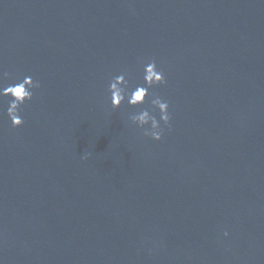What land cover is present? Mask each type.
Wrapping results in <instances>:
<instances>
[{
	"label": "water",
	"instance_id": "95a60500",
	"mask_svg": "<svg viewBox=\"0 0 264 264\" xmlns=\"http://www.w3.org/2000/svg\"><path fill=\"white\" fill-rule=\"evenodd\" d=\"M169 102L158 141L109 79ZM0 264H264V0H0ZM227 232V236L224 233Z\"/></svg>",
	"mask_w": 264,
	"mask_h": 264
},
{
	"label": "clouds",
	"instance_id": "9594fccd",
	"mask_svg": "<svg viewBox=\"0 0 264 264\" xmlns=\"http://www.w3.org/2000/svg\"><path fill=\"white\" fill-rule=\"evenodd\" d=\"M126 73L120 72L112 76L107 85L108 99L112 109H117L122 103L136 107H141L138 111L131 113L128 117L130 122L142 130L144 136L152 140L162 138L165 127L169 126L171 114L169 112V102L159 95L150 92V89L166 83L162 70L157 67L155 60L141 62V79L143 84L130 86ZM39 87V82L34 81L31 76L25 75L22 79H17L6 85L0 84V97H8L7 107L4 115L7 116L13 128L24 123L21 115V106L33 97V89ZM227 236V232L224 233Z\"/></svg>",
	"mask_w": 264,
	"mask_h": 264
}]
</instances>
